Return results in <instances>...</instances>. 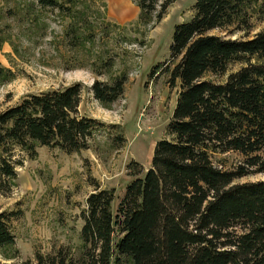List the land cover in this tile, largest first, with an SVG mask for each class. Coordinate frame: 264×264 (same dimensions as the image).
Segmentation results:
<instances>
[{"label": "trees", "instance_id": "16d2710c", "mask_svg": "<svg viewBox=\"0 0 264 264\" xmlns=\"http://www.w3.org/2000/svg\"><path fill=\"white\" fill-rule=\"evenodd\" d=\"M131 1L139 9L137 31L143 32L176 0ZM44 9L55 13L68 49H89L111 25L103 0H22L12 13L21 14L30 37L45 28ZM193 10L188 21L174 26L169 46L171 60L178 58L169 83L179 80L167 126L171 138L156 142L150 167L143 176L134 173L115 213L114 189L96 186L88 195L77 264H264V179L233 183L264 173V28L248 38L226 36L249 33L253 17L264 20V0H195ZM215 29L226 35L211 33ZM4 41L0 35V48ZM235 63L241 66L228 73ZM112 65L107 58L104 67ZM223 75V81L211 78ZM14 77L0 65V85ZM126 80L124 72L110 82L95 79L94 98L108 108L123 94ZM80 98L76 82L25 95L0 111L1 192L10 191L16 179V146L30 155L37 146L67 153L89 147L102 123L80 115ZM227 151L239 152L242 160L231 169L215 166L211 154ZM14 241L0 213V248ZM25 264L66 260L59 253H36L35 262Z\"/></svg>", "mask_w": 264, "mask_h": 264}, {"label": "rangeland", "instance_id": "374dc122", "mask_svg": "<svg viewBox=\"0 0 264 264\" xmlns=\"http://www.w3.org/2000/svg\"><path fill=\"white\" fill-rule=\"evenodd\" d=\"M103 1L111 22L108 34L89 49H68L61 43L55 13L42 10L45 28H37L28 37L21 14L12 13L22 0H0V35L6 39L0 48V65L15 74L0 85V111L25 95L63 89L78 82L80 115L102 123L92 133L89 147L80 152L37 146L36 153L30 155L20 147L14 148L11 160L16 179L10 191H0V213L5 214L15 241L11 247L0 248V264L34 263L36 253H59L66 264H77L88 195L96 186L114 189L111 209L115 213L134 173L139 171L138 175L143 176L150 167L156 142L171 138L167 126L179 80L169 83L170 70L178 61L171 60L169 46L174 26L193 16L195 0L172 2L162 19L154 20L143 32L137 31L139 9L131 0ZM126 13L125 19L119 17ZM251 21L254 27L247 34L238 31L226 35L219 29L211 33L248 38L264 28V20L253 17ZM141 40L144 45H140ZM107 58L113 59L108 70L104 67ZM240 66L232 64L228 73ZM96 70L102 73L98 75ZM121 72L127 76L123 94L108 108L103 107L93 96V81L110 82ZM211 78L223 81L226 75ZM241 160L242 155L236 151L211 154L213 164L224 169L233 168ZM262 179L264 173H256L233 183ZM118 237L115 231L114 243Z\"/></svg>", "mask_w": 264, "mask_h": 264}, {"label": "crops", "instance_id": "0c3cea01", "mask_svg": "<svg viewBox=\"0 0 264 264\" xmlns=\"http://www.w3.org/2000/svg\"><path fill=\"white\" fill-rule=\"evenodd\" d=\"M137 7V6H136ZM128 16V14L126 13V14H124V15H122V16H120L119 15V17H121V19L123 18V19H125L126 17Z\"/></svg>", "mask_w": 264, "mask_h": 264}]
</instances>
